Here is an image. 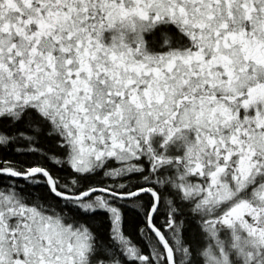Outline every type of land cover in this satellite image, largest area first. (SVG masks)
<instances>
[{"label": "snow or ice", "instance_id": "obj_1", "mask_svg": "<svg viewBox=\"0 0 264 264\" xmlns=\"http://www.w3.org/2000/svg\"><path fill=\"white\" fill-rule=\"evenodd\" d=\"M0 264H264V0H0Z\"/></svg>", "mask_w": 264, "mask_h": 264}]
</instances>
